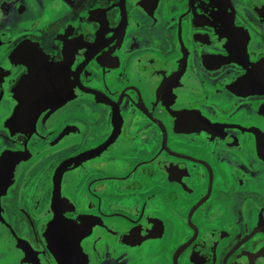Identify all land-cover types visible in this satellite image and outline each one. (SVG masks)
<instances>
[{
	"label": "flooded vegetation",
	"instance_id": "1",
	"mask_svg": "<svg viewBox=\"0 0 264 264\" xmlns=\"http://www.w3.org/2000/svg\"><path fill=\"white\" fill-rule=\"evenodd\" d=\"M24 1L0 0V264H58L57 169L69 261L264 264V0H53L14 34Z\"/></svg>",
	"mask_w": 264,
	"mask_h": 264
},
{
	"label": "water",
	"instance_id": "2",
	"mask_svg": "<svg viewBox=\"0 0 264 264\" xmlns=\"http://www.w3.org/2000/svg\"><path fill=\"white\" fill-rule=\"evenodd\" d=\"M13 156L17 155L18 152H12ZM17 157V156H16ZM54 177L55 179L57 180L56 184H54V187H53V190H52V200L50 202V205H49V212L50 214L53 215V224L50 225V229H51V232H49L50 236H51V240H52V243H51V250L49 249L51 255L56 259V261L58 262V264H62L61 262L63 260H67V262H70V261H74V260H68L66 259V250L68 248V245L70 243V238H69V233L70 232H55L56 230H58L59 228L63 227V228H69L71 229L70 226L66 225L65 222H61V214L63 212V207H62V202H61V193H60V182H61V177H62V172L61 170L57 169L54 173ZM2 213V209L0 207V215ZM51 222V223H52ZM0 227H4L6 229H10V226L7 222L6 219H0ZM130 234V233H126V236ZM114 237L116 238V241L112 239V235L110 237V242L111 243H116V244H121L122 245V234H117V235H114ZM117 240H120L119 242H117ZM114 251H117V250H114ZM114 251H111L113 252V256H109L108 259L110 260H113L115 259L116 255L118 253L114 252ZM78 252V260L77 261H74L76 262V264H85V259L84 257L82 256V253L80 250L77 251ZM69 255V254H68ZM64 257V258H60V257ZM71 263V262H70Z\"/></svg>",
	"mask_w": 264,
	"mask_h": 264
},
{
	"label": "rangeland",
	"instance_id": "3",
	"mask_svg": "<svg viewBox=\"0 0 264 264\" xmlns=\"http://www.w3.org/2000/svg\"><path fill=\"white\" fill-rule=\"evenodd\" d=\"M53 0H25L24 1V12H23V16L22 18L18 17V13H15V17H13V20L11 19V21H13L12 25L10 26V32L12 33H16V30L18 29L17 27L20 26V24L16 21H21V20H25V22L23 23V27L26 28H32L34 26V28H41L42 26H52L54 25L55 21H56V17L54 15V11H56L57 7H53L52 5ZM4 6H7L8 4V0H4ZM18 10V9H17ZM22 12V11H20ZM19 19V20H18ZM18 23V24H16ZM9 37H11V34H9ZM36 179V178H35ZM40 185V184H39ZM264 187V181L261 184V189L262 191H264V189L262 188ZM27 206L29 207L28 201H27ZM108 261H110L109 259H107Z\"/></svg>",
	"mask_w": 264,
	"mask_h": 264
}]
</instances>
